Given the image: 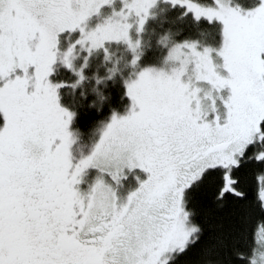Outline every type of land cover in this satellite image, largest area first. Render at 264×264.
Instances as JSON below:
<instances>
[{"label":"snow or ice","instance_id":"snow-or-ice-1","mask_svg":"<svg viewBox=\"0 0 264 264\" xmlns=\"http://www.w3.org/2000/svg\"><path fill=\"white\" fill-rule=\"evenodd\" d=\"M170 2L219 22L220 47L185 41L171 74L140 71L131 110L74 162L66 84L49 80L58 35L81 33L61 57L69 70L77 46L136 54L129 18L143 31L157 0H123L92 31L85 21L112 0H0V264H264V0ZM75 75L72 88L86 79Z\"/></svg>","mask_w":264,"mask_h":264},{"label":"trees","instance_id":"trees-1","mask_svg":"<svg viewBox=\"0 0 264 264\" xmlns=\"http://www.w3.org/2000/svg\"><path fill=\"white\" fill-rule=\"evenodd\" d=\"M118 2L122 5L120 0H117L115 5H118ZM242 2L247 4L249 0ZM220 28L219 22L210 24L206 18L197 20L194 14L182 5L157 1L150 9L143 31L140 33V47L136 54L124 42H110L107 43V58L105 50L101 48L84 59L77 60V57L73 70L66 69L65 72L56 70L53 81L57 84H66L60 89L62 102L67 106L64 108L74 113L71 121L74 143L70 148L73 161H79L77 155L81 157L85 152L89 153L113 115L121 117L125 115L130 104L127 82L139 68L168 65L170 61H167V56L170 48L185 41H198L201 47L218 49L222 40ZM60 38L59 34L58 39ZM137 54L140 58L133 66L131 60ZM76 68L83 71L86 79L76 88H72L70 85L77 79ZM98 79L99 84L96 83ZM138 175L142 177L143 173L139 172ZM84 176L78 186L81 191L88 190L89 181L85 182ZM134 180L132 176L127 182L123 181L124 193H120L121 196L126 195L131 186L135 188Z\"/></svg>","mask_w":264,"mask_h":264},{"label":"rangeland","instance_id":"rangeland-1","mask_svg":"<svg viewBox=\"0 0 264 264\" xmlns=\"http://www.w3.org/2000/svg\"><path fill=\"white\" fill-rule=\"evenodd\" d=\"M117 0H113L111 4H105V5H102L101 8L99 9L98 12L92 14L86 21H85V24H84V27H85V31H92L94 30L98 25H101L103 24L109 17H111L113 15L114 12H119L121 10V8L123 7V0H120L122 2V5L120 4V2H118L119 4L118 5H115ZM157 1H162V2H170V0H157ZM150 12V10H149ZM129 23L132 24V28L130 29V36L132 38V40L136 41V40H140V33L141 32H137V27H138V18L135 17L134 15L132 17L129 18ZM145 25V24H144ZM61 38L58 39V47H59V52H60V56H58L57 60H58V63H62V54L64 52L67 51V49L69 47H71L78 39L81 38V33L79 31V29L75 30V31H68L66 30L64 33H61ZM59 36V35H58ZM122 42V41H121ZM110 43V42H109ZM126 44V43H125ZM127 45V44H126ZM203 47H206V46H199V50H202ZM105 48L108 49V46L107 44L105 45ZM101 48L99 49H93L91 51L92 52H96L98 50H100ZM104 49V48H102ZM89 53L88 49L85 48V47H81V46H77L74 50V54H73V58H72V63H73V69H74V61L77 60L80 58V59H84L86 58L87 55L91 54ZM213 60H214V63L220 65L222 64V60L221 58L217 57L214 53H213ZM168 65H163V66H145V67H141L139 68L135 74L128 80L127 83H130L131 81L135 80L137 77H138V74L140 71L146 69V68H151V69H154L156 70L157 72L159 71H164L165 73H168V74H171V70L173 67H175V63L170 61V63H167ZM65 71H66V68H65ZM75 71H80L79 68H76ZM221 73L226 75V72L221 68L220 69ZM50 82L52 84H57L55 81L53 80H50ZM205 87H207L205 85ZM230 94V90L229 89H224L220 92V95L224 96V97H227L228 95ZM130 98V97H129ZM67 108V106H64ZM131 107H132V100L130 98V104H129V108L126 110L125 112V115L128 114V112L131 110ZM125 115H122V116H125ZM111 121V119L106 123V125ZM105 125V126H106ZM102 135V132L99 136V138L97 139L96 143L99 141L100 137ZM95 143V144H96ZM95 144L92 146V148L90 149L89 153L82 155L81 157L77 155V158L78 160L80 159H83V158H86L88 155L91 154V152L94 150V147H95ZM136 173L138 174L140 171L139 170H135ZM98 175V169H87L86 170V173H85V176H84V181L87 182V180L89 181V184L92 183L96 177ZM145 174L142 175V177L144 176ZM133 175H129L128 178L132 177ZM127 182V180H124ZM135 183V187H136V180H134ZM124 185V184H123ZM131 189H132V186H131ZM86 190V189H84ZM120 193L123 194L124 193V189H120ZM120 194V195H121Z\"/></svg>","mask_w":264,"mask_h":264},{"label":"flooded vegetation","instance_id":"flooded-vegetation-1","mask_svg":"<svg viewBox=\"0 0 264 264\" xmlns=\"http://www.w3.org/2000/svg\"><path fill=\"white\" fill-rule=\"evenodd\" d=\"M53 67V72H52V74L49 76V80H53V76L56 74V70H59L60 72H65V68H66V66L64 65V64H62V63H58V60L56 61V63L52 66ZM67 69V68H66ZM60 89L61 88H59L58 89V97H59V104L62 106V107H64V104H63V102H62V99H61V96H60ZM71 125H72V122L70 123V125H69V131L71 132V134H72V136H73V134H74V130L73 129H71L72 127H71ZM72 146H73V144L71 145V147L70 148H72Z\"/></svg>","mask_w":264,"mask_h":264}]
</instances>
